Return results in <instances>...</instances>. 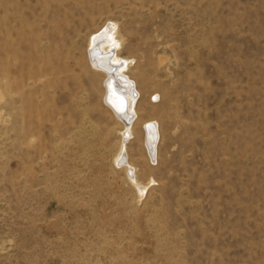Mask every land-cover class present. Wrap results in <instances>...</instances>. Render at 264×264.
Returning a JSON list of instances; mask_svg holds the SVG:
<instances>
[{
  "label": "rangeland",
  "instance_id": "1",
  "mask_svg": "<svg viewBox=\"0 0 264 264\" xmlns=\"http://www.w3.org/2000/svg\"><path fill=\"white\" fill-rule=\"evenodd\" d=\"M113 23L142 193L89 55ZM0 264H264V0H0Z\"/></svg>",
  "mask_w": 264,
  "mask_h": 264
},
{
  "label": "bare ground",
  "instance_id": "2",
  "mask_svg": "<svg viewBox=\"0 0 264 264\" xmlns=\"http://www.w3.org/2000/svg\"><path fill=\"white\" fill-rule=\"evenodd\" d=\"M116 26L109 24L102 32H98L92 39L90 46V59L96 71L105 73L104 103L113 114L124 124L122 133V144L116 164L125 167L127 175L135 187L142 193L146 186L142 185L136 176V170L128 163L127 143L133 137V122L137 117L135 103L139 93L134 82L126 74L129 63H121L118 51L121 47L116 38ZM128 122H125V120ZM144 145L150 158H157L158 141L160 137V126L157 122L144 124ZM125 159V160H124Z\"/></svg>",
  "mask_w": 264,
  "mask_h": 264
},
{
  "label": "water",
  "instance_id": "3",
  "mask_svg": "<svg viewBox=\"0 0 264 264\" xmlns=\"http://www.w3.org/2000/svg\"><path fill=\"white\" fill-rule=\"evenodd\" d=\"M125 120V119H124ZM125 122H128L127 120H125Z\"/></svg>",
  "mask_w": 264,
  "mask_h": 264
}]
</instances>
